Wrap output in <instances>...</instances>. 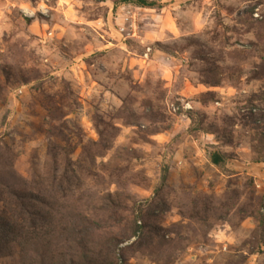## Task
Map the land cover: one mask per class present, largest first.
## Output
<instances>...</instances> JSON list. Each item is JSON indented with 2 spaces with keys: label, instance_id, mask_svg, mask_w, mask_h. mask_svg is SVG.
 <instances>
[{
  "label": "clouds",
  "instance_id": "1",
  "mask_svg": "<svg viewBox=\"0 0 264 264\" xmlns=\"http://www.w3.org/2000/svg\"><path fill=\"white\" fill-rule=\"evenodd\" d=\"M255 4L155 0L151 13L139 15L147 22L138 26L133 12L125 27L122 0H0V150L8 141L12 154L6 170L25 182L46 184L44 210L65 233L80 224L117 241L115 264H123L121 248L141 239L136 226L149 213L159 217L163 236L154 232L150 245L140 244L127 254V264H229L240 257L246 258L245 264H257L258 258L264 264V239L254 250L249 244L260 232L258 217L264 208L256 216H241L239 204L221 208L222 201L213 199L220 214L206 215L198 201L205 194L219 198L216 187L228 183L236 165L256 163L264 169V158L257 159L260 154L253 150L260 142L253 139L257 129L239 119L240 110L247 111L248 97L264 92V78L249 79L247 58L237 63L223 54L215 61L223 69L218 82H208L200 71L207 61L193 55L196 41L211 45L221 29L230 37L223 53L248 49L246 41H257L264 33V3L251 13V27L242 19L248 17L243 10ZM114 5L117 13L105 18V10ZM173 42L176 47H164ZM161 54L163 64L157 60ZM116 56L119 65H111ZM251 59L255 65L264 63V49L258 48ZM229 66L241 70L238 79ZM128 67L133 85L147 82L163 89L166 119L150 127L115 111L124 105L114 94L115 85ZM46 94L57 101L65 97L60 119H53L42 105ZM253 103L261 105L259 99ZM136 108L133 104L132 111ZM97 114L115 130L107 144L93 129V123L95 129L102 125H97ZM230 116H236L231 143L221 135ZM63 122L69 128L87 125V131L60 142L65 148L71 144V150L52 153L49 142L57 138L45 130ZM258 123L264 130V121ZM228 153L234 155L215 159ZM177 224L179 232L173 228ZM73 243L65 236L61 251Z\"/></svg>",
  "mask_w": 264,
  "mask_h": 264
},
{
  "label": "rangeland",
  "instance_id": "2",
  "mask_svg": "<svg viewBox=\"0 0 264 264\" xmlns=\"http://www.w3.org/2000/svg\"><path fill=\"white\" fill-rule=\"evenodd\" d=\"M141 1L144 4H140ZM154 3L155 0H122L123 12H121V17L128 18L124 20L125 27H127L133 12L137 13L138 26L147 22H141L139 15L151 13L154 10ZM261 3H264V0H256L255 5H250L249 8L243 10L248 13V17H242V19L248 22L250 27L255 23L250 20L251 13L258 10ZM118 10L115 5L111 9H106L105 18H107L108 13L115 15ZM257 18L259 19V17ZM229 31L231 30L229 29ZM223 33L224 29H221V32L217 33L216 37H213L215 40L210 41L211 45L207 41H196L199 47L193 55L207 61V67L200 69L206 80L213 83L218 82V74L223 69H220L215 61L216 59H222L223 54L234 59L237 63H243L245 58H247L246 66L252 71L249 79L264 78V63L255 65L251 59V57L256 56L258 48L264 49V33H261L257 41H246L249 47L242 53L236 51L223 53V50L229 46L228 40L230 39ZM257 34L259 35V33ZM253 35H256V33L253 32ZM205 38L209 39L208 37ZM176 46L175 42L170 46L164 45V47ZM148 47L151 50V46L149 45ZM212 53L215 54L210 55ZM157 60L163 64L165 62L164 55L157 56ZM119 63V56L110 60L111 65L118 66ZM197 67H199V64ZM229 67L231 68L230 74L237 76L238 79L237 74L241 70L238 67ZM132 71L131 67L125 68L122 74L124 79L115 85L117 91L114 94L124 100L123 108L115 111L120 112L121 115L131 120H143L151 127L159 120L163 121L166 119L168 105L164 102V91L162 88L148 86L147 82H145L143 87L133 85L132 80L134 77ZM177 82L178 78L172 80L170 85L172 90H176ZM258 82L256 81V83ZM189 91L191 92V89ZM133 92L135 95H132ZM208 95L213 94L210 93ZM142 96L145 99L140 100L139 98ZM256 99H259L261 105H264V92L259 95L252 93L248 97V105L244 106L247 111L241 109L239 119L245 126H252L257 129V136L253 137V139L259 138L260 142L253 145V150L260 154L256 157L259 159L264 158V130H262V125L258 123V121H264V107L254 104L253 100ZM64 100V96H61L60 100L57 101L54 96L46 94L41 103L53 119H60L64 114L62 110ZM133 104H137L135 112L132 111ZM141 109H144V111H141ZM254 109H258V111H254ZM191 111L189 110V112ZM95 119L98 126L102 125L95 129L93 123V129L98 134L100 133L102 142L105 144L109 143L115 130L99 114H97ZM235 119L236 116L228 117L226 127L221 132V135L229 143L233 139L231 125ZM202 122L203 116H201ZM177 123L182 124V120L177 121ZM210 127H215V125H210ZM45 131L48 135L57 138L55 141H50L48 146L50 152L56 153L61 150H71V144H68V147L65 148L60 142L70 141L72 135L80 137L82 133H86L87 125L82 128H79L78 125L75 128H69L68 122H63L59 126L52 125ZM6 135L9 140L12 139L10 134ZM223 155L231 156L234 154H217L215 159L220 161L223 159ZM11 158V149L8 147V141H5L4 149L0 150V264H115L113 252L118 242L108 240L103 232L91 231L89 226L86 225L76 224L70 231L65 233L60 229V222L54 223L52 216L44 210L46 205L42 201L46 192V184L41 181L25 182L14 173L7 171L6 166ZM19 166L21 168L24 167V162L21 161ZM218 179L223 180L222 177H218ZM257 184H261L262 187L258 188ZM232 185H236V187H232ZM262 189H264V169H261L256 163L250 165L239 164L234 167L232 175L228 176V183H221L220 186L216 187V191L222 193L219 198L205 194L202 197H198V201L203 204V210L206 215L220 214L219 209L215 208L212 203L213 199H216L218 203L222 201L221 208H231L239 204L238 212L241 216H256L257 212L264 208V190ZM241 195L243 200L240 199ZM70 219L69 217L65 218L66 221H70ZM141 219H143L144 223L136 226L137 230L142 231L141 239L136 244L127 245L120 250V259L123 264H127V254L130 251L140 244H151L154 232L163 236V232L159 227V217L149 213L146 217L142 216ZM258 219L260 220V232L257 231L249 239L250 248L253 250L256 248L258 240L264 239V212L259 214ZM173 228L177 232L181 230V226L178 224L173 225ZM241 231L246 232L243 229ZM65 236L73 240L74 243L64 251H61ZM32 252H35L36 256H33ZM244 259L246 258L240 257L237 261L230 260L229 264H245ZM222 264H227V262L222 261ZM257 264H261L260 258H258Z\"/></svg>",
  "mask_w": 264,
  "mask_h": 264
},
{
  "label": "trees",
  "instance_id": "3",
  "mask_svg": "<svg viewBox=\"0 0 264 264\" xmlns=\"http://www.w3.org/2000/svg\"><path fill=\"white\" fill-rule=\"evenodd\" d=\"M140 4H144V2H143V1H141V2H140ZM145 4H146V3H145Z\"/></svg>",
  "mask_w": 264,
  "mask_h": 264
}]
</instances>
